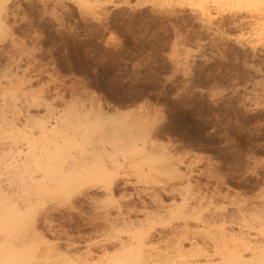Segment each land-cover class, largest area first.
I'll list each match as a JSON object with an SVG mask.
<instances>
[{"label": "rangeland", "instance_id": "rangeland-1", "mask_svg": "<svg viewBox=\"0 0 264 264\" xmlns=\"http://www.w3.org/2000/svg\"><path fill=\"white\" fill-rule=\"evenodd\" d=\"M3 1L7 15L3 14L0 27V97L6 80L13 79L17 83L13 92L22 108L20 120L25 114L43 115V106L33 100L50 104L56 113L67 111L74 123L77 119L71 111L76 107L95 110L100 105L107 115L118 110L125 122L135 126L134 132L147 123L137 133L144 145L150 142L145 146L147 152L152 149L149 156L156 149L160 154L159 147L164 145L166 154H171L169 159L176 158V167L183 173L177 172L185 173L190 182L184 193L187 179L171 174L170 164L163 162L164 171L162 163L159 165L162 154L153 152L158 155L154 163L143 160L138 167L117 170L110 180L114 183L110 196L102 183L83 184L67 199L66 195L50 196L34 208L32 233L42 237L34 235L38 247L49 244L55 253L66 251L95 262L105 252H118L119 240L127 236L121 231L125 219L132 226L133 218L138 221L157 210L161 215L162 209L180 202V194L188 197L192 191L194 199L188 202L200 198L195 203L200 205L202 217L216 210L215 218L222 215L235 220L236 214L248 222L245 210L257 211L256 205H264V0L255 5L240 0ZM88 116L79 119L89 130L80 149L92 156L100 144L95 117ZM26 136L19 132L15 141L26 147ZM143 156L135 157L140 160ZM70 163L60 164L53 158L55 174ZM24 189L23 196L35 195L31 188ZM104 213L109 221L110 217L117 220L113 227L118 242L114 237L106 241L110 236L108 222L105 225L101 219ZM163 215L153 218L149 239L158 250L164 247L162 240L168 233L179 230L185 221ZM255 221L251 224L256 225V240H263L264 231L259 234V220ZM227 224L223 223L226 230H236ZM188 226L199 227L191 218ZM183 245L184 250L189 248L187 241Z\"/></svg>", "mask_w": 264, "mask_h": 264}, {"label": "bare ground", "instance_id": "bare-ground-1", "mask_svg": "<svg viewBox=\"0 0 264 264\" xmlns=\"http://www.w3.org/2000/svg\"><path fill=\"white\" fill-rule=\"evenodd\" d=\"M230 1L234 2L239 0ZM240 1L249 5L260 3V0ZM4 4L5 1L0 0V27L4 23ZM5 15L7 14H4V16ZM262 26L264 28V24ZM263 31L264 29H262V32ZM4 85L5 89L1 94L3 96L0 97V182L4 180L6 182L5 185L3 184L4 186L2 184L0 185V264H264V239L262 240L261 238V240L258 241L257 238L256 240L257 234L255 235V232H253L256 227L255 224L257 223L255 220H259V229H257L259 230V234L261 233L262 235L261 231H264V205H261V207L258 208V205L255 206L254 204H251L252 206L254 205L256 207L257 211H254L255 208H251V210L247 208L245 210L247 212L246 216L250 218H247V222L242 216L245 220L243 224H241V221L239 222V220L242 218L239 219V216L237 217L235 213H233L235 214V220L238 219L236 222L232 217L231 218L234 221L230 219L226 220L227 217L225 218V216L220 214V216L215 218L216 216L214 217V213L216 210H213L214 213L211 212L212 214L209 212L211 215L209 214L207 216L206 213V217H202L199 210L200 205H196V201H198L200 198H197L195 201L196 203L194 201H192L194 203L191 204L188 202L189 199H194L192 198V194L194 193L193 191L191 195L188 194V197L180 194L182 195L180 202L177 204L168 205V209H162L163 212H161V215L160 212L158 213V210L156 211L160 217L163 215V213H166L175 218L180 216L182 220H185L183 222L184 225L179 230L174 228L168 233L169 237L162 240L164 241V247L159 250L156 249L155 244L149 242L151 240V230L154 221L153 218H155L152 216L157 215L156 213L154 215V212L151 214L149 211L147 214H151L152 216L144 215V217H146L144 218L145 220L143 218V220L139 218L138 221H136L138 218L135 220L133 218V224L135 225L132 224V226L130 225L131 222L129 220L127 222L126 219L124 220L121 218L122 220L120 221L124 220L123 222L126 223L124 227V223L121 222L123 225L121 227L122 229L123 227L125 229L122 230L121 227H117V231H120L121 229V231L125 232L127 236L125 240L121 239L119 242L116 239L118 235L115 228L116 226L113 227V223L117 220L113 221L110 217V219L113 221L112 222L110 220L112 222L111 223L106 218L107 214L104 213L105 219L102 217L101 219H103L104 222L106 221L105 225L108 222V227L106 228L108 229V236H110L109 240L107 239L108 237L106 238V241L109 242L114 237L118 242L119 250L113 254H106L105 252L102 256L98 257L95 262H93L94 259L85 260L86 257H84L85 259L83 258V260L79 258L77 254H68L66 251L64 253L56 251L57 253H55V250L52 249V252V247H49V244H46L48 246L45 245L42 248L38 247V241L35 242V238L38 236L41 237V235H37V233H35L36 235L34 234V238L32 233L35 232V227L32 226L33 222L35 223L33 213L36 204H43V202L47 201L46 199L48 197L55 194L64 196L66 195L65 197L67 199V197L73 195L72 191L73 193L76 192V190L74 191L75 188L83 184L92 183L105 184L104 189L108 190V195L110 196L111 193L113 194L111 189H109L110 185L112 184L110 183V180L116 176L117 170L119 168L121 169L122 167H127L131 169L133 167H138L140 162L143 160L147 163H154L155 158L161 154L163 161H160L159 165L162 163V168L164 171L166 167H163V164L166 163V165L170 164L168 166H170L172 168L171 170L173 171H169L170 167L167 166V168H169L167 169L169 172L166 171L167 173L171 172V174H174L175 172L178 174V176H180V174L183 172L177 169V164H175L176 158L174 157L175 159H169L171 154L168 152L167 154L169 155H167L165 151L167 148L161 147L164 145H161L160 143L157 144L161 145L159 147V149L161 148V153L159 154L156 149V151L153 152L155 154L157 152L158 155L153 156L154 153L152 152V156H149L148 152L152 149L147 152L145 146H149L150 142H148V144L146 141L147 145H144V139L141 138L137 133L141 131L143 127L146 128L147 123L143 125L141 129L139 128L140 130L134 132L135 126L128 121L125 122L126 120L122 118V114H120L121 112L115 110V113L112 111V114L109 112L107 115V112H105V115L103 114L104 110L100 108V105H96L95 108H98L97 111L96 109L93 110V108L90 107H88L89 109L86 110H80L78 107L75 108L73 106L75 109H72L71 115L74 117V119H77L76 123H74L73 119L68 117L67 111L62 110L58 113L53 112V110H51L50 104L40 103L36 100H33V103L37 106L40 104L43 106V115L34 118L32 115L30 116L29 114H25L21 121L19 118L22 113L21 103L16 92H13L17 87V83H14L13 79H8ZM7 91L9 93H6ZM116 111L118 112L116 113ZM89 114L90 116H88ZM118 115L120 119H123L121 120L123 122L118 121ZM87 116L90 118L95 117V133L97 134L96 138L99 139L98 143L100 144V149L96 147L95 152H93L94 155L92 156H90L92 152H90L89 156L87 154H85L87 155L85 156V150L80 149V147H82L85 142V136L89 130L87 124L79 119L81 117L85 118ZM142 120L143 118H141L140 122H144V120ZM151 124L149 126H153ZM70 125H73L74 127ZM137 125H139V122ZM34 126L36 129L35 132L33 130ZM147 129L148 132L151 130L150 127ZM19 132L23 133L24 135H28L25 137L26 147L24 144H19L17 141H15ZM35 133L36 135H34ZM142 137L145 138V135ZM162 150H164L165 153ZM75 151H77V153ZM72 152H75L76 154H72ZM141 153L144 154L142 159L136 160L135 156ZM16 157H19V159ZM53 158L59 160L60 164L65 160H70L71 163L66 169H63L59 174L56 175L54 172L55 167L52 166ZM5 168L6 171H2ZM177 171L182 173L179 174ZM36 172H39V175H35ZM184 175L187 177L185 173ZM184 175L182 174L180 178H184L186 180L187 178H185ZM17 180L19 183L16 182ZM188 181L189 180L187 179L185 184L186 186L183 188L184 190H182L184 193L187 190V186L190 187V182ZM25 187L31 188V190H33L35 193V195H33L32 192V198L27 195L23 196L21 194ZM77 189L80 190L79 188ZM189 190H191V188H189ZM180 191H178L177 194L181 193ZM104 192L103 194L105 195L106 193ZM219 194L220 193H218L217 196ZM153 195H151V197ZM157 196L155 195V197ZM215 196L216 194L214 193V198ZM206 197L208 196H204L203 199L207 200L208 198ZM152 198L156 199L154 197ZM261 199L259 204H263ZM156 200L160 199L157 198ZM142 202L143 201H141V203ZM250 202L248 205H250ZM244 206L245 205H243V207ZM142 207L143 210H145L144 206ZM241 208H239V211H241ZM244 208H246V206ZM119 210L120 209H118V211ZM124 211L127 212V210ZM138 211H140V209ZM246 212L244 213L246 214ZM128 213L129 212H127V215L126 213L124 215L128 216ZM239 213L242 214V212ZM166 214H164L163 217L167 216ZM124 215H121V217ZM125 216L124 218H126ZM159 216L155 219H159ZM189 218L194 219L199 227H189ZM130 220L132 221V219ZM251 221L256 222L255 224L253 223L255 226L251 224ZM227 222L232 224V226H235L236 230L234 231L232 228L230 229V227V230H226L223 227H226V225H223V223L227 224ZM215 224H218V226H214ZM32 228L34 231H31ZM99 230L101 231L102 229L99 228ZM30 233L33 236H31ZM27 235L33 238H27ZM41 240L43 241V239H40V241ZM185 241L189 243V248L186 247L187 250H184L185 248L183 247V243ZM244 251L248 253L247 257L243 255ZM216 256L217 258L214 259Z\"/></svg>", "mask_w": 264, "mask_h": 264}]
</instances>
